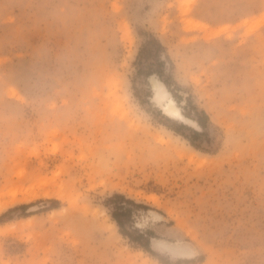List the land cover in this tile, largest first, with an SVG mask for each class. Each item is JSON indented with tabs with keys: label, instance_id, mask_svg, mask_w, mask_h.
I'll return each mask as SVG.
<instances>
[{
	"label": "rangeland",
	"instance_id": "374dc122",
	"mask_svg": "<svg viewBox=\"0 0 264 264\" xmlns=\"http://www.w3.org/2000/svg\"><path fill=\"white\" fill-rule=\"evenodd\" d=\"M0 264H264V0H0Z\"/></svg>",
	"mask_w": 264,
	"mask_h": 264
},
{
	"label": "bare ground",
	"instance_id": "6f19581e",
	"mask_svg": "<svg viewBox=\"0 0 264 264\" xmlns=\"http://www.w3.org/2000/svg\"><path fill=\"white\" fill-rule=\"evenodd\" d=\"M150 78H151L150 89L153 92L152 100L157 103V105L161 108L163 113L168 117L184 121L182 120V113L180 112L179 108L173 103L172 98L169 95H167L168 90L165 89L166 88L165 84L155 76H151ZM160 90L163 91L161 92ZM184 122L190 124L189 121H184Z\"/></svg>",
	"mask_w": 264,
	"mask_h": 264
},
{
	"label": "trees",
	"instance_id": "16d2710c",
	"mask_svg": "<svg viewBox=\"0 0 264 264\" xmlns=\"http://www.w3.org/2000/svg\"><path fill=\"white\" fill-rule=\"evenodd\" d=\"M151 45V49L148 48L147 46ZM162 48V44L154 37L151 36L148 40L145 41L144 45L140 48L139 50V54L141 53H148L150 50L151 52H153V54H159L160 53V49ZM161 64V62L159 63ZM149 68H147L146 73L150 74V73H157L160 74L161 70H158L156 68H152V66H148ZM165 81V80H164ZM197 124L202 127V128H206L207 127V120H208V116L207 114L204 112V110H201L198 114V116L195 118ZM195 134H198L199 132L195 131ZM114 196L116 197H123L121 194H115ZM128 201H132L131 199H128ZM114 219L116 220V222L121 225L120 221L117 218V214L116 213H112ZM121 233H123L124 235H127V232L124 230H121Z\"/></svg>",
	"mask_w": 264,
	"mask_h": 264
}]
</instances>
